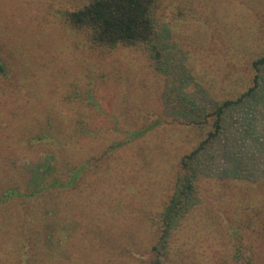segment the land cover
<instances>
[{"label":"rangeland","instance_id":"374dc122","mask_svg":"<svg viewBox=\"0 0 264 264\" xmlns=\"http://www.w3.org/2000/svg\"><path fill=\"white\" fill-rule=\"evenodd\" d=\"M87 3L0 0V36L12 50L5 57L20 71L0 75V264H153L150 218L169 203L182 160L208 141L220 105L255 89L227 110L201 162L200 201L213 203L216 222H188L163 248L162 264H264V66L258 85L254 66L264 57V0H158V63L145 45L92 50L61 15ZM115 118L123 129L161 123L98 161L122 139ZM83 120L104 131L62 161L89 159L86 177L28 198L62 164L52 142L32 138L70 133ZM13 188L19 194L2 202ZM238 207L253 222L234 238L219 213Z\"/></svg>","mask_w":264,"mask_h":264},{"label":"trees","instance_id":"16d2710c","mask_svg":"<svg viewBox=\"0 0 264 264\" xmlns=\"http://www.w3.org/2000/svg\"><path fill=\"white\" fill-rule=\"evenodd\" d=\"M157 1L158 0H88V3L83 7L72 11H62L61 15L66 25L75 35L81 38V40L94 51L105 53L121 46L129 48L137 45H145L151 57L158 63L162 57V51L158 45V29L154 17V8ZM0 41V75L2 79H9L12 74H15L16 78L19 76L20 71H14L9 67L6 60L7 56L5 55L7 54L6 50L8 47L5 42H2L1 36ZM7 51L10 52L12 50L8 48ZM10 56L16 60V62L13 63V66L16 67L18 65L17 56L14 57L12 54H10ZM254 66L257 71L255 81L258 85L262 78L264 57L255 61ZM15 81L17 82L18 80ZM255 90H251L249 93L244 94L236 101L228 100L220 105L213 113L214 120L208 141L182 160V169L176 175L174 192L169 203L159 216L150 218L155 223L154 231L157 236V244L154 247L156 257L153 264H162V257H164L163 248L168 249V247L171 246L172 241L183 231L188 222L190 224V222H194L192 220L200 219L202 222H209L210 220L216 222L215 212L210 210L213 203L206 200L201 204L200 201L203 181V174L200 175L202 172V169L200 170L201 162L204 160V155L208 154L207 144L211 139L221 135L224 129L227 110L235 104H240L246 97L253 96ZM89 99L93 101V106H98L94 97L90 96ZM114 120V130L122 135V139L116 140L108 146L105 151L101 153V156L96 157V160L109 161L113 159L114 155L138 143L140 139L145 138L150 131L157 128L161 123L160 120H153L144 123L137 129H123L120 128L119 121L116 118ZM52 126L53 124H48L49 128ZM102 131H104V128L94 131L90 124H87L85 120H83L79 121L78 129L70 133L55 130L57 136H53L42 131L40 135L32 138L31 142L34 140L47 142L48 144L52 142L56 148L54 155L56 156L57 154V156H59L58 162L60 163L64 158L63 152H69L71 148H73L74 151L77 148L80 149L81 146H85V142L98 136L99 134L97 132ZM51 139H57V142L51 141ZM238 147V150L243 153L242 148L239 145ZM247 159L250 161H248L249 165L259 163L258 158L257 162H255L256 160L252 159L251 156H247ZM98 161L94 160V162ZM90 169L91 161L89 159H79L78 163L71 167L67 162L62 161L61 166L55 167L53 172L51 170L49 171L50 173L45 174V181L43 184L37 187V190L31 191L28 198H32L34 195L38 196V193H44L52 188H77ZM57 171H59V174L56 173ZM16 190L17 189L13 188L5 191L4 195L1 197L2 202H6L13 196L19 194ZM203 205L208 208V211H200ZM219 214L224 221V225H232L229 227V235L234 238L240 236V226H249L250 223L253 222L251 210L246 207H238L234 210L233 215L227 216L222 213ZM241 216L248 218L247 223L244 222Z\"/></svg>","mask_w":264,"mask_h":264}]
</instances>
